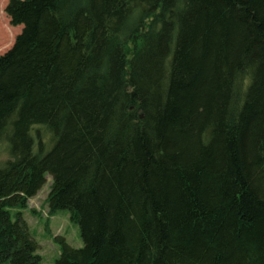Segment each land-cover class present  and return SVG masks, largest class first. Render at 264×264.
Instances as JSON below:
<instances>
[{
    "label": "trees",
    "instance_id": "1",
    "mask_svg": "<svg viewBox=\"0 0 264 264\" xmlns=\"http://www.w3.org/2000/svg\"><path fill=\"white\" fill-rule=\"evenodd\" d=\"M6 12L0 264H41L22 211L48 174L84 241L54 264H264V0Z\"/></svg>",
    "mask_w": 264,
    "mask_h": 264
},
{
    "label": "rangeland",
    "instance_id": "2",
    "mask_svg": "<svg viewBox=\"0 0 264 264\" xmlns=\"http://www.w3.org/2000/svg\"><path fill=\"white\" fill-rule=\"evenodd\" d=\"M9 0H0V55L5 54L22 32L23 25L13 26L6 7ZM6 146H0V154L7 156ZM52 178L48 174L42 189L28 201V208L23 209V218L27 221L33 239L39 244L41 264H54L61 256L63 241L74 248L84 246L78 223L70 219L68 210H59L49 216L48 195L51 191ZM19 209H14L13 214ZM37 211V214L33 213ZM60 239V240H58Z\"/></svg>",
    "mask_w": 264,
    "mask_h": 264
}]
</instances>
